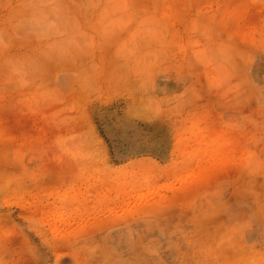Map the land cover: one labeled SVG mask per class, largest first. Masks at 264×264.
Returning a JSON list of instances; mask_svg holds the SVG:
<instances>
[{"label": "rangeland", "instance_id": "1", "mask_svg": "<svg viewBox=\"0 0 264 264\" xmlns=\"http://www.w3.org/2000/svg\"><path fill=\"white\" fill-rule=\"evenodd\" d=\"M0 264H264V0H0Z\"/></svg>", "mask_w": 264, "mask_h": 264}]
</instances>
